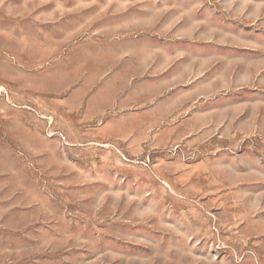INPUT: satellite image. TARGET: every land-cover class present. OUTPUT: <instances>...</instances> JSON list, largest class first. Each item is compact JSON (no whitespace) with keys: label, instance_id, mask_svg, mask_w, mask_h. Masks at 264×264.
Returning a JSON list of instances; mask_svg holds the SVG:
<instances>
[{"label":"rangeland","instance_id":"obj_1","mask_svg":"<svg viewBox=\"0 0 264 264\" xmlns=\"http://www.w3.org/2000/svg\"><path fill=\"white\" fill-rule=\"evenodd\" d=\"M0 264H264V0H0Z\"/></svg>","mask_w":264,"mask_h":264},{"label":"crops","instance_id":"obj_2","mask_svg":"<svg viewBox=\"0 0 264 264\" xmlns=\"http://www.w3.org/2000/svg\"><path fill=\"white\" fill-rule=\"evenodd\" d=\"M123 56H126V57L129 56L130 62L133 61V59H134V57L129 52H127V50H122L121 52H119L118 59H117L121 63H122L121 60H123ZM120 57H121V59H120ZM146 74H148V76H151L150 72L149 73L147 72Z\"/></svg>","mask_w":264,"mask_h":264}]
</instances>
